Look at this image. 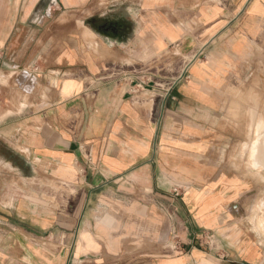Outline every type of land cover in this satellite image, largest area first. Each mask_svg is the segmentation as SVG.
<instances>
[{
	"label": "crops",
	"instance_id": "1",
	"mask_svg": "<svg viewBox=\"0 0 264 264\" xmlns=\"http://www.w3.org/2000/svg\"><path fill=\"white\" fill-rule=\"evenodd\" d=\"M254 101L264 0H0V264H264Z\"/></svg>",
	"mask_w": 264,
	"mask_h": 264
},
{
	"label": "rangeland",
	"instance_id": "2",
	"mask_svg": "<svg viewBox=\"0 0 264 264\" xmlns=\"http://www.w3.org/2000/svg\"><path fill=\"white\" fill-rule=\"evenodd\" d=\"M257 89L254 88V94L258 92V90L256 91ZM259 94V92H258ZM257 95V94H256ZM239 95H238V99H239ZM256 104V101H254L252 103V105ZM260 106V104H256V107L254 109L255 111V119H258L260 116H263L264 117V104L261 105V109H259L258 107ZM260 113H258V111ZM240 112V111H238ZM248 115V114H247ZM243 117V116H242ZM245 117V116H244ZM249 118V116H248ZM233 119V117H232ZM234 120H236L235 122H237L236 124V127L240 126V116H239V113L237 114L236 117H234ZM254 119H252V129L254 132H256L254 134V139L252 140V148L251 151L249 152L250 154V159L252 160L253 163H256L257 164H264V134L263 135H260L259 132L260 130H263L264 131V122L262 120H256V122L254 123ZM255 124V125H253ZM254 127V128H253ZM240 139H243V135H241V137L238 136V140L236 138H233V139H230L229 141L231 142H236V141H240ZM245 139V138H244ZM249 138H247L248 140ZM263 145V146H262ZM231 158V159H244L245 157L243 156L241 150L239 151H235V150H227V151H224L222 152L221 154V158ZM253 158V159H252ZM264 167V166H263ZM236 169H241L242 171L243 170H249L248 167H238ZM262 172H264V170H262ZM255 174V172H254ZM263 176H260V175H254L252 176L253 178V183L251 185V187L248 189V192L247 195V199L249 200H253V207H254V211H255V208L258 206V210L261 212V215L259 217V220L262 221L264 223V173H262Z\"/></svg>",
	"mask_w": 264,
	"mask_h": 264
},
{
	"label": "bare ground",
	"instance_id": "3",
	"mask_svg": "<svg viewBox=\"0 0 264 264\" xmlns=\"http://www.w3.org/2000/svg\"><path fill=\"white\" fill-rule=\"evenodd\" d=\"M255 122H256V121H255ZM255 122H254V123H255ZM253 125H255V124H253ZM253 128H254V127H253ZM255 133H256V132H255ZM262 146H263V145H262ZM263 148H264V147H263ZM251 149H253V148L251 147ZM263 150H264V149H263ZM252 159H253V158H252ZM256 163H257V162H256Z\"/></svg>",
	"mask_w": 264,
	"mask_h": 264
}]
</instances>
